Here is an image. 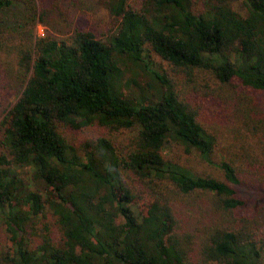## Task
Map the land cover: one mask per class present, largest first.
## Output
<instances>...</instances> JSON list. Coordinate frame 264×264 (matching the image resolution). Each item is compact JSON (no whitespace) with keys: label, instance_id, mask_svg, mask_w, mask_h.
Masks as SVG:
<instances>
[{"label":"trees","instance_id":"trees-1","mask_svg":"<svg viewBox=\"0 0 264 264\" xmlns=\"http://www.w3.org/2000/svg\"><path fill=\"white\" fill-rule=\"evenodd\" d=\"M21 1L25 10L0 0V56L17 50L0 61V95L18 89L0 121V264H264V228L237 216L238 174L213 161L215 140L182 92L264 94V0H201L200 12L196 0H107L119 24L105 40L87 30L31 39L36 21L59 25V7ZM148 51L179 88L150 69ZM93 125L126 138L70 141L68 129ZM170 143L223 179L165 154ZM185 207L200 216L189 226Z\"/></svg>","mask_w":264,"mask_h":264},{"label":"rangeland","instance_id":"rangeland-1","mask_svg":"<svg viewBox=\"0 0 264 264\" xmlns=\"http://www.w3.org/2000/svg\"><path fill=\"white\" fill-rule=\"evenodd\" d=\"M15 2L20 9L25 10L23 1L15 0ZM32 2L41 11L58 6L59 9L55 10L56 13L53 17L58 20L59 25L53 29L36 21L26 31L30 38L33 37L31 39L45 37L47 34L56 38H64L67 32L87 30L94 33L98 39L105 40L113 35L118 28L119 20L110 14L106 4L107 0H32ZM139 2L140 0H133L135 6ZM193 9L195 12L202 11V1L196 0ZM13 39L11 42L13 44L23 42L22 37L17 35ZM16 51L14 49L10 53L0 56V61L3 63L2 68H5L7 63L15 62ZM147 53L145 62L150 66V69L158 74H167L169 78L177 82V88H179L181 77H174L172 67L155 53L151 51ZM147 78L140 79L145 90H149L146 83L149 81ZM16 90L18 89L13 84L6 97L0 95V121L5 115V111L10 109L18 98ZM182 92L198 113L199 121L215 140L213 161L215 163L229 162L238 174L240 185L236 187L237 195L244 201V205L238 208L237 216L251 219L253 230L258 226L261 229L264 228V132L255 129L248 120L243 118V115L249 112L250 116L262 119L264 122V94L236 87L235 89L231 88V92L227 93L225 97L223 92L215 91L213 84L208 87V92L206 90L193 92L191 89ZM67 135L70 141L76 145L93 137H105L117 145L126 138V133L111 132L98 125L86 129H68ZM164 152L167 155H175L182 164L199 175H212L223 179V175L218 169L207 165L195 153L185 154L181 148L172 143L166 145ZM143 198L144 196H141L139 199L143 200ZM199 202L202 203L204 200ZM185 210L187 215L184 218L190 220L188 226L194 222L192 217H200L196 213L197 209L190 210L185 207ZM3 228L0 225V244L5 247L7 239ZM195 241L198 242L196 239ZM193 247L196 252L197 244H194Z\"/></svg>","mask_w":264,"mask_h":264}]
</instances>
